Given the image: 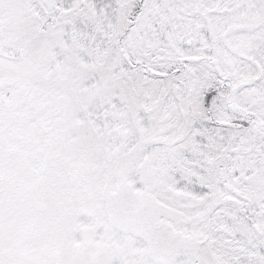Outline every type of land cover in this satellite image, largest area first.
<instances>
[{"label": "snow or ice", "instance_id": "1", "mask_svg": "<svg viewBox=\"0 0 264 264\" xmlns=\"http://www.w3.org/2000/svg\"><path fill=\"white\" fill-rule=\"evenodd\" d=\"M0 264H264V0H0Z\"/></svg>", "mask_w": 264, "mask_h": 264}]
</instances>
